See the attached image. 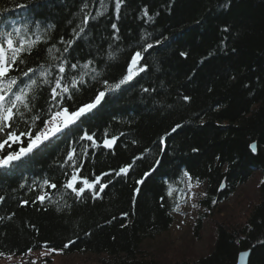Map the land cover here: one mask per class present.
Returning a JSON list of instances; mask_svg holds the SVG:
<instances>
[{"label": "trees", "instance_id": "trees-1", "mask_svg": "<svg viewBox=\"0 0 264 264\" xmlns=\"http://www.w3.org/2000/svg\"><path fill=\"white\" fill-rule=\"evenodd\" d=\"M120 2L117 10L116 0H0V31L19 28L27 41H37L11 73L29 83L23 71L36 70L30 74L38 89L29 116L46 118L51 105L42 69L50 81L62 75L68 86L83 75L64 102L70 110L105 92L76 124L0 169V253L22 257L30 248H54V254H104L103 264H236L239 253L251 249L247 264H264V0ZM148 44L153 47L144 51ZM136 51L142 54L136 74L113 89ZM40 127L27 119L10 130L19 135ZM8 130L0 132V143ZM85 132L94 141L81 139ZM112 137L115 144L105 147ZM27 140L9 141L0 157L27 147ZM129 164L127 174L116 175ZM74 171L100 181L77 197L63 187ZM256 171L262 176L258 197L245 220L219 221L206 254L166 262L143 253L145 238L173 224L185 172L204 183L193 224L198 229ZM99 184L106 185L103 191ZM45 193L41 203L37 196ZM69 241L74 243L63 248Z\"/></svg>", "mask_w": 264, "mask_h": 264}, {"label": "snow or ice", "instance_id": "snow-or-ice-1", "mask_svg": "<svg viewBox=\"0 0 264 264\" xmlns=\"http://www.w3.org/2000/svg\"><path fill=\"white\" fill-rule=\"evenodd\" d=\"M102 2L103 0H101V3ZM120 6V0H116V9L119 10ZM99 14L101 13H98V15ZM144 14H148L146 10ZM82 23L87 24L88 18L86 17ZM37 24H39V22H37ZM116 27V24L112 25L113 29H116ZM83 31L84 28L81 27L80 32ZM38 39L39 37H37V40ZM36 42V40L27 41L21 35V30L19 28H13L12 31H8L7 29L0 31V132H4L6 129H9L6 133L7 139L4 140L3 143H0V149H4L5 145L9 141H11L13 144H16L20 142L22 136L28 137L27 147H22L18 152H9L7 155L0 157V169L9 167L14 161L21 160L22 157L33 152L34 149L39 148L46 141L51 140L53 137L62 133L65 129H68L70 126L76 124L81 117L85 116L88 112L96 108L105 96V92L101 91L95 96L92 102L85 103L75 110H70L68 107L64 106V102L66 100L72 99L73 90L77 87V84L84 82L83 75L81 76L79 82L73 79L71 86H68L63 83L64 77L62 75H58L54 81H50L48 77L51 75V73H49L46 69H42L39 73V77L42 78L43 84L49 86L50 88L49 100L51 105L48 112L45 113L46 118H42L40 114H32L29 116V113L35 112V104L33 101L36 99V93L38 89V79L32 78L30 74L35 75L36 70L33 68H28L27 71H23V76L29 78V83L19 80L17 77L12 76L11 73L16 69L17 61L24 63L23 59H21V54L25 52L30 54L31 49L36 44ZM63 42L64 41H62V43ZM66 43L68 44V47L64 48V52L69 50V47L72 46L73 41L69 40ZM152 47V44H148L144 51H147V49ZM49 52H51V49H49ZM181 55L185 56L187 54L182 52ZM141 59L142 54L140 51H136L134 54H132L130 62L127 66V74L123 76L118 84L112 85L111 87L113 89L119 88L125 82L130 81L136 74L135 69ZM66 62L67 61H65V63ZM89 63H91V61H89ZM71 67L75 69L77 64L73 63L71 64ZM84 67L87 68L88 64H85ZM144 70V67L139 68V71L141 72ZM58 72L59 74H64L66 72V68L63 64L59 66ZM107 83L108 82L105 81V85H107ZM184 99L187 100L189 98L185 97ZM27 119L31 120L32 125H36L37 121H40L43 124V127L37 128L35 133H32L31 131H20L19 135L17 132L10 130L12 127H14L17 120L27 123ZM179 127L180 125L176 126V128ZM175 130L176 129L174 128L173 131ZM81 139L94 141L93 135H89L87 132L84 133ZM115 142L116 137L105 139L104 146L111 148ZM251 150L255 152L257 150V145H251ZM67 155L68 160L71 161L75 156V149L68 152ZM156 163L159 164L160 162L157 161ZM131 167V164H129L127 167H121L116 175L127 174ZM149 175L150 173H144L145 178ZM184 175L188 176L189 180L192 179L188 172H185ZM99 181V176L95 178V181L90 182L87 178L79 177L74 171L63 187L71 190L72 193H75V195L79 197L85 192L86 189H95ZM78 182L83 186H78ZM43 183L52 189L57 188L56 184L50 183L48 180H44ZM143 183L144 179L136 181V184L138 185ZM105 187L106 185L99 184L100 191H103ZM139 190V188L136 189L137 192H139ZM169 195H171V191H169ZM3 199V197H0V202H2ZM46 199H48L47 193L37 196V200H39L41 203H43ZM23 203L27 204L28 201H24ZM176 210L179 211V206H177ZM124 215L126 216L127 213ZM72 243H74V241H69L63 245V248H67L69 244ZM31 251V248L28 249L29 253ZM48 251L55 252L57 250L54 248H49ZM250 253L251 249L241 252L239 254V259L245 260L246 257L250 256ZM43 254L44 253H42V255ZM0 255H3V253H0ZM32 264H35V261H33Z\"/></svg>", "mask_w": 264, "mask_h": 264}, {"label": "rangeland", "instance_id": "rangeland-1", "mask_svg": "<svg viewBox=\"0 0 264 264\" xmlns=\"http://www.w3.org/2000/svg\"><path fill=\"white\" fill-rule=\"evenodd\" d=\"M261 179V174L254 172L227 199L219 201L196 229L193 224L201 210L198 200L203 195L204 183L191 181L185 177L182 188L178 191L173 224L168 230L154 237L145 238L141 245L143 253L154 255L155 258L166 262L185 256L196 257L206 254L213 243L215 227L219 221L238 224L245 220L250 205L258 197ZM177 206L179 211L176 210ZM103 258L104 254L90 252L54 254L48 249L41 248L30 252L28 256L0 255V264H32L33 261L35 264H103Z\"/></svg>", "mask_w": 264, "mask_h": 264}, {"label": "water", "instance_id": "water-1", "mask_svg": "<svg viewBox=\"0 0 264 264\" xmlns=\"http://www.w3.org/2000/svg\"><path fill=\"white\" fill-rule=\"evenodd\" d=\"M253 144H255V143H252L251 145H253ZM247 250H248V249H247ZM247 250H243V251H241V252H244V251H247ZM241 252H240V253H241ZM240 253H239V254H240ZM247 262H248V257H246L245 260H240V259H239V255H238V258H237L236 264H247Z\"/></svg>", "mask_w": 264, "mask_h": 264}]
</instances>
